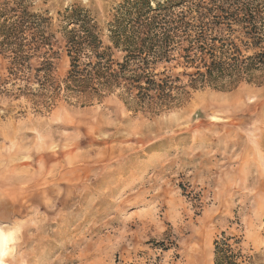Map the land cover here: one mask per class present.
Returning a JSON list of instances; mask_svg holds the SVG:
<instances>
[{
	"label": "rangeland",
	"instance_id": "rangeland-1",
	"mask_svg": "<svg viewBox=\"0 0 264 264\" xmlns=\"http://www.w3.org/2000/svg\"><path fill=\"white\" fill-rule=\"evenodd\" d=\"M120 2L0 0V225L19 229L3 264H213L222 233L264 264V66L167 109L122 88L91 102L38 89V68L69 69L66 10L88 9L106 40ZM22 15L46 53L7 45Z\"/></svg>",
	"mask_w": 264,
	"mask_h": 264
},
{
	"label": "trees",
	"instance_id": "trees-1",
	"mask_svg": "<svg viewBox=\"0 0 264 264\" xmlns=\"http://www.w3.org/2000/svg\"><path fill=\"white\" fill-rule=\"evenodd\" d=\"M37 17L22 15L21 34L7 32V45L21 53L50 45L43 31L28 32L40 27ZM63 20L70 63L65 78L55 81L46 67L37 69L44 73L38 89L53 98L64 90L91 102L122 88L135 104L167 109L179 103L186 87L226 89L251 82L264 66V11L252 0H122L107 23L106 40L88 9L70 7ZM177 67L181 71L174 73ZM21 76L25 82L33 78ZM240 242L222 233L214 240L213 264H251Z\"/></svg>",
	"mask_w": 264,
	"mask_h": 264
},
{
	"label": "clouds",
	"instance_id": "clouds-1",
	"mask_svg": "<svg viewBox=\"0 0 264 264\" xmlns=\"http://www.w3.org/2000/svg\"><path fill=\"white\" fill-rule=\"evenodd\" d=\"M19 229L14 225H0V255L7 257L15 250ZM3 264V261H0Z\"/></svg>",
	"mask_w": 264,
	"mask_h": 264
},
{
	"label": "bare ground",
	"instance_id": "bare-ground-1",
	"mask_svg": "<svg viewBox=\"0 0 264 264\" xmlns=\"http://www.w3.org/2000/svg\"><path fill=\"white\" fill-rule=\"evenodd\" d=\"M0 261H3V255H0Z\"/></svg>",
	"mask_w": 264,
	"mask_h": 264
}]
</instances>
